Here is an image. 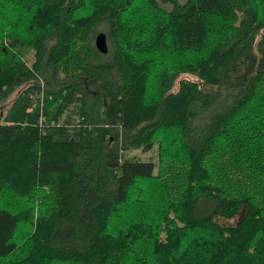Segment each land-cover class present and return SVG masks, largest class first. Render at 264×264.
Here are the masks:
<instances>
[{
  "label": "trees",
  "instance_id": "1",
  "mask_svg": "<svg viewBox=\"0 0 264 264\" xmlns=\"http://www.w3.org/2000/svg\"><path fill=\"white\" fill-rule=\"evenodd\" d=\"M0 264H264V0H0Z\"/></svg>",
  "mask_w": 264,
  "mask_h": 264
},
{
  "label": "rangeland",
  "instance_id": "2",
  "mask_svg": "<svg viewBox=\"0 0 264 264\" xmlns=\"http://www.w3.org/2000/svg\"><path fill=\"white\" fill-rule=\"evenodd\" d=\"M164 5V4H163ZM165 6V5H164ZM105 31V29H103V28H100L99 30H98V33L99 32H104ZM182 78H186V79H189V80H197V79H195V78H193V76L192 75H190V74H187V73H184V74H180L179 75V78H178V80H180V79H182ZM178 80L177 81H175V84H177V82H178ZM174 90H176L175 88H173L172 89V91H174ZM14 98V95H13V97H12V99ZM8 102H10L9 100H8ZM6 105H8L7 103H6ZM21 208V210L23 211L25 208H26V205L24 204L22 207H20ZM241 218V216H239V219ZM238 220L239 221V219H238V217L236 218H233V219H230V220H227V221H221V223H224V224H229L230 222H233L234 223V220ZM236 222V221H235ZM244 232H246V233H248V234H251V229H246ZM232 235H234V234H232ZM237 243H238V241H237ZM240 246H243V245H245L242 241L240 242V243H238Z\"/></svg>",
  "mask_w": 264,
  "mask_h": 264
},
{
  "label": "water",
  "instance_id": "3",
  "mask_svg": "<svg viewBox=\"0 0 264 264\" xmlns=\"http://www.w3.org/2000/svg\"><path fill=\"white\" fill-rule=\"evenodd\" d=\"M95 45L100 52L107 51L106 35L103 32L97 34L95 38Z\"/></svg>",
  "mask_w": 264,
  "mask_h": 264
}]
</instances>
